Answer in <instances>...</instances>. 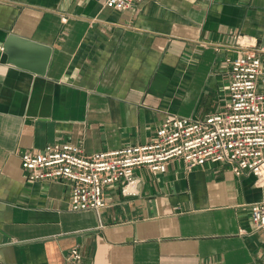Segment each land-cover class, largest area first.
<instances>
[{
	"label": "crops",
	"instance_id": "obj_1",
	"mask_svg": "<svg viewBox=\"0 0 264 264\" xmlns=\"http://www.w3.org/2000/svg\"><path fill=\"white\" fill-rule=\"evenodd\" d=\"M49 46L44 75L0 63V264H264L250 204L264 184L223 163L135 169V192L108 185L98 213L70 207L71 185L27 179L23 152L71 142L88 154L144 144L168 114L225 103L224 59L255 38L264 66V0H0V41Z\"/></svg>",
	"mask_w": 264,
	"mask_h": 264
},
{
	"label": "built area",
	"instance_id": "obj_2",
	"mask_svg": "<svg viewBox=\"0 0 264 264\" xmlns=\"http://www.w3.org/2000/svg\"><path fill=\"white\" fill-rule=\"evenodd\" d=\"M144 0H104L107 7L126 10ZM234 53L224 59L225 103L205 117L171 113L144 144L88 154L71 142L48 143L39 151L23 152L27 179H61L70 183V207L98 213L107 205L106 188L123 182V194L135 192V169L146 166L163 173L181 158L188 171L206 163L229 165L236 175L252 173L264 184V66L255 38L237 36ZM263 49L264 48H260ZM256 230L264 229V200L250 204ZM79 246L71 248L68 264H79Z\"/></svg>",
	"mask_w": 264,
	"mask_h": 264
},
{
	"label": "water",
	"instance_id": "obj_3",
	"mask_svg": "<svg viewBox=\"0 0 264 264\" xmlns=\"http://www.w3.org/2000/svg\"><path fill=\"white\" fill-rule=\"evenodd\" d=\"M51 56L49 46L15 34L0 41V63H9L44 75Z\"/></svg>",
	"mask_w": 264,
	"mask_h": 264
}]
</instances>
